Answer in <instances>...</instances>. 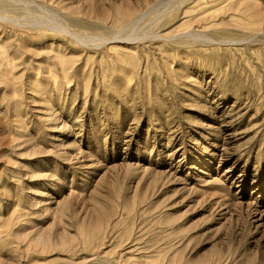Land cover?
<instances>
[{"label": "rangeland", "instance_id": "374dc122", "mask_svg": "<svg viewBox=\"0 0 264 264\" xmlns=\"http://www.w3.org/2000/svg\"><path fill=\"white\" fill-rule=\"evenodd\" d=\"M33 1L0 0V264H264V0Z\"/></svg>", "mask_w": 264, "mask_h": 264}, {"label": "bare ground", "instance_id": "6f19581e", "mask_svg": "<svg viewBox=\"0 0 264 264\" xmlns=\"http://www.w3.org/2000/svg\"><path fill=\"white\" fill-rule=\"evenodd\" d=\"M12 4L18 6V7H23L25 10L28 11V13H26V15L24 16V20H28V21H31V22H35L36 24L40 23L41 22V12H42V9L36 5L34 3L33 0H9ZM196 1H201V2H196L198 7H201L202 5H204L205 3H203V0H196ZM207 0H204V2H206ZM169 3V2H168ZM35 5L37 6V8H35V10H31L32 7H29L30 5ZM193 9H194V6H193ZM50 21L54 24H57V25H61L58 23L57 20H54L53 18L50 19ZM177 27L174 28V30L176 29ZM189 38H192L193 35L189 34L188 35Z\"/></svg>", "mask_w": 264, "mask_h": 264}]
</instances>
